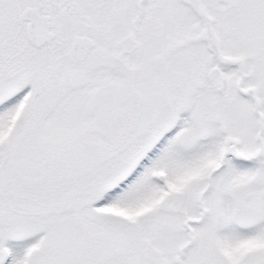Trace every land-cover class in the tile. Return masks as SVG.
<instances>
[{"label":"snow or ice","instance_id":"1","mask_svg":"<svg viewBox=\"0 0 264 264\" xmlns=\"http://www.w3.org/2000/svg\"><path fill=\"white\" fill-rule=\"evenodd\" d=\"M0 264H264V0H0Z\"/></svg>","mask_w":264,"mask_h":264}]
</instances>
